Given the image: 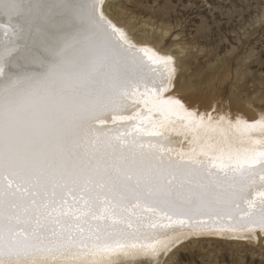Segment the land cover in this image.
<instances>
[{"label":"snow or ice","instance_id":"1","mask_svg":"<svg viewBox=\"0 0 264 264\" xmlns=\"http://www.w3.org/2000/svg\"><path fill=\"white\" fill-rule=\"evenodd\" d=\"M105 8L0 0V264H104L156 253L157 234L183 227L264 229V116L205 124L166 95L174 58ZM177 123L185 139L222 127L221 139L193 135L190 155L175 152Z\"/></svg>","mask_w":264,"mask_h":264},{"label":"rangeland","instance_id":"2","mask_svg":"<svg viewBox=\"0 0 264 264\" xmlns=\"http://www.w3.org/2000/svg\"><path fill=\"white\" fill-rule=\"evenodd\" d=\"M121 4L154 28L169 27L163 50L186 46L185 78L201 89L202 98L212 100L208 115L233 118L234 113L245 112L242 108L250 115L264 112V0H121ZM122 19L127 21L126 16ZM204 237L195 243L187 240L163 264H264V245L258 242Z\"/></svg>","mask_w":264,"mask_h":264},{"label":"bare ground","instance_id":"3","mask_svg":"<svg viewBox=\"0 0 264 264\" xmlns=\"http://www.w3.org/2000/svg\"><path fill=\"white\" fill-rule=\"evenodd\" d=\"M124 1V0H123ZM105 14L113 20L114 23H118L123 25L125 29L129 32L132 39L137 42L139 45H148L149 47L154 48L162 55H170L174 58L176 73L173 77L174 87L166 94L171 95L174 98L181 99L185 106L190 110L194 111L199 116L205 117V124L208 123V117L210 116L213 121V127H215V121L219 120V116H214L213 114L208 115L207 112L210 111L209 106L210 101L202 98L201 89L197 87L192 81L185 78L186 70H188L187 61L184 58V54L186 52V46L176 45V49L173 50H163L161 44L164 39H166L167 35L170 33L169 27H165L161 25V27L151 26L145 20H138L134 16H131L128 11L123 9L121 0H105ZM136 11V10H135ZM133 13V12H132ZM133 15V14H132ZM126 16L127 21H122ZM125 19V20H126ZM140 24V25H139ZM38 39L36 33L34 31H25L23 34L22 42L31 45L34 41ZM163 45V44H162ZM187 56V55H185ZM33 70L38 71L39 68L36 65H33ZM215 102V101H214ZM242 107V106H241ZM240 109V108H239ZM237 110V109H236ZM242 114L234 113L235 117H227L224 115L226 119H231L233 123L237 119L248 121L249 123L254 122L257 119H260L264 116V112L260 114L250 115L247 109H243ZM240 111V110H239ZM254 112V111H253ZM248 113V116L245 114ZM131 114V113H126ZM146 123V122H145ZM189 128L193 127L192 125H188ZM131 128V126H130ZM176 131L172 133V144L169 145L174 149L175 152H183L185 155H190V145L189 140L192 139L193 135H198L202 138L201 142H214L215 140L221 139L222 127H217L215 131L209 129H199L198 132L189 133L188 139H185L184 135H181L186 129L181 124L177 123L175 125ZM229 139L233 142V146H237V142L241 139V134L236 132L235 129H232L229 132ZM252 135H258L253 133ZM209 138H212L211 140ZM198 149V144L195 145ZM203 159L204 157H199ZM175 219V218H174ZM200 220L204 223H209L207 217H201ZM230 222V221H229ZM204 236H213V237H236V238H246L251 244L259 243V245H264V229L256 227L251 230L245 231H229L228 229H195L189 227H183L178 229L175 232H170L166 237H160L157 234V238L162 240V244L156 245L158 251L156 253L151 252L150 250L145 252L144 250H123L117 251L114 253L107 254L104 258V264H163L169 257H172L173 250L180 248L182 245L187 243V240H191L194 243L199 238H206ZM239 240V239H238ZM189 241V242H191ZM236 241V240H235ZM244 241V242H246ZM147 243H151L152 241H146ZM238 242V241H237ZM255 243V244H256ZM191 245V244H190ZM183 247V246H182ZM188 247V246H187Z\"/></svg>","mask_w":264,"mask_h":264}]
</instances>
